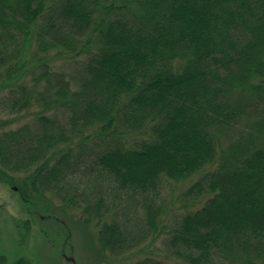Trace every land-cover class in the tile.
Masks as SVG:
<instances>
[{
    "label": "trees",
    "instance_id": "obj_1",
    "mask_svg": "<svg viewBox=\"0 0 264 264\" xmlns=\"http://www.w3.org/2000/svg\"><path fill=\"white\" fill-rule=\"evenodd\" d=\"M0 180L96 221L92 264H264V0H0Z\"/></svg>",
    "mask_w": 264,
    "mask_h": 264
},
{
    "label": "rangeland",
    "instance_id": "obj_2",
    "mask_svg": "<svg viewBox=\"0 0 264 264\" xmlns=\"http://www.w3.org/2000/svg\"><path fill=\"white\" fill-rule=\"evenodd\" d=\"M56 68L66 72L65 69H62L61 62L57 63ZM66 69L69 72H77L79 64H67ZM43 89L44 87H41V90ZM53 111L47 112V115H55ZM6 115L2 117L7 120L14 117V115L9 116L10 113H6ZM20 116L22 118L27 117L14 124L12 126L14 129L23 124H32L34 122V117L30 115V112L24 115H15L16 118H20ZM225 146L226 144L224 143ZM215 167L212 164L209 169H214ZM201 174L198 173L182 183L166 179L160 186V190L151 193L154 198V204L158 207H164V212L161 218L157 220L158 222L172 227L174 225L173 218L176 214L180 211L193 210L198 207V205L193 207L190 203L188 204L183 199L182 193L185 189H189L191 184L200 178ZM19 193L18 187L17 190H14L13 186L11 187L0 180V255H6L7 261L11 263L20 257L26 256L31 261V264H92L93 255L98 249L95 242L97 239L95 228L100 229V227H97L96 221L91 222L88 226L76 224L75 221H80L81 218L86 219L83 210L76 207H68L64 214L60 212V210L64 209L63 207H60L58 211L55 209L54 214L58 222L56 218L52 217L49 218L52 220L48 221L46 214L22 205ZM49 196L55 201L53 203L67 205L54 198L53 194ZM105 214L109 217L103 221L104 223L109 222L110 218H112L110 217L112 215L108 212ZM30 218L33 223L30 224V235L28 238L23 239L22 235L27 233L25 221ZM161 220L164 221L161 222ZM61 225L65 226L64 230H62ZM58 230L64 236H59ZM152 246L154 249L161 247L159 242ZM96 263L99 264L98 261Z\"/></svg>",
    "mask_w": 264,
    "mask_h": 264
}]
</instances>
